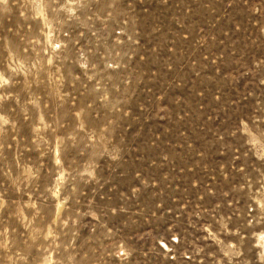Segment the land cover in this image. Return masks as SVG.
Here are the masks:
<instances>
[{"label": "rangeland", "instance_id": "1", "mask_svg": "<svg viewBox=\"0 0 264 264\" xmlns=\"http://www.w3.org/2000/svg\"><path fill=\"white\" fill-rule=\"evenodd\" d=\"M264 0H0V264H264Z\"/></svg>", "mask_w": 264, "mask_h": 264}, {"label": "snow or ice", "instance_id": "2", "mask_svg": "<svg viewBox=\"0 0 264 264\" xmlns=\"http://www.w3.org/2000/svg\"><path fill=\"white\" fill-rule=\"evenodd\" d=\"M262 135H264V133H262Z\"/></svg>", "mask_w": 264, "mask_h": 264}]
</instances>
